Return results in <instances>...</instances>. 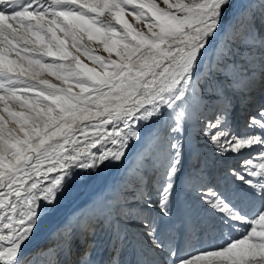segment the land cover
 I'll return each instance as SVG.
<instances>
[{
	"label": "snow or ice",
	"instance_id": "snow-or-ice-1",
	"mask_svg": "<svg viewBox=\"0 0 264 264\" xmlns=\"http://www.w3.org/2000/svg\"><path fill=\"white\" fill-rule=\"evenodd\" d=\"M262 29L264 0H0V264L68 256L77 229L107 230L114 247L135 229L139 264H264ZM256 96L234 130L237 103ZM126 160L86 223L62 217L77 187ZM178 184L222 243L182 250ZM56 221L49 239L63 241L27 252Z\"/></svg>",
	"mask_w": 264,
	"mask_h": 264
},
{
	"label": "bare ground",
	"instance_id": "bare-ground-1",
	"mask_svg": "<svg viewBox=\"0 0 264 264\" xmlns=\"http://www.w3.org/2000/svg\"><path fill=\"white\" fill-rule=\"evenodd\" d=\"M129 22L133 24L134 27L139 28L141 26L142 23H138L135 20H133L131 17H128ZM146 31V29L144 30ZM85 43L91 47L94 50V53L99 52V43L96 41H88L87 38L85 37ZM44 78H48L51 79L54 83H60L59 81L55 80L52 77H48L45 74ZM259 100V97L257 98ZM256 100V99H255ZM237 107L236 108V112L234 114V119H233V127L234 125H236L234 127V130L238 131V115H239V106L237 103ZM14 110H18V109H14ZM6 115V114H5ZM12 121V120H10ZM14 122V121H13ZM11 123V122H10ZM11 125L13 127H16L15 124L11 123ZM193 144H195V141H193ZM191 149L189 150L188 154L186 155V162L189 164V162L191 160H195L194 163L195 165L198 163L197 159H195L192 155H191ZM201 152V156L199 159V162H203L205 159H207V163H208V170L209 168H211L214 166L212 163V159H211V152L206 149V148H201L200 149ZM204 153H206L207 155H203ZM131 156V153L129 154ZM189 159H191L190 161H188ZM185 162V164H186ZM128 164V161H125V165H122L120 167H107L104 168L100 173L98 178L94 179L93 181L88 182L86 185L83 186H79L75 189L74 194L70 197L67 198L64 201V205H63V211H62V217H66L70 220L71 223H73L74 220H82V225L84 223H86L87 221V217L90 214V209L92 208L93 204L96 202V196L95 194L97 192L103 191L105 192V189L107 186H110L111 184H113L114 182L118 181L120 176L122 175V170L123 168ZM190 167V166H188ZM187 169V168H186ZM182 191L181 186H177V194L180 196V192ZM184 200L186 201H191L194 200L193 196L190 195L185 189H184ZM100 197V196H99ZM98 199V197H97ZM183 200V201H184ZM182 205V198L179 197L178 200V209L181 208ZM192 206L194 207V212L195 213L197 210L201 209V206L199 205L198 202H196L194 200ZM176 212V211H175ZM190 212L192 213V209H190ZM204 213V212H203ZM205 214V213H204ZM178 221V218H177ZM207 221H211L209 220V218L207 217ZM58 226V221L56 222H49L46 223L43 228L40 230V232L38 233L37 237L35 238V240L29 245L28 249H26L27 252H35V248H47L49 247V244H53V242L58 241V239L60 237H63L62 235H57L55 237H53V239H49V235L54 231V229ZM184 226H182L180 224V227L178 228V231L180 232L183 229ZM99 230V229H97ZM194 230V229H193ZM185 231L187 232V236H190V239L188 237H185L186 240H188V245L190 246L188 251H192L194 248L199 247L198 246H192V244L195 242L194 241V235L190 232L189 229H185ZM215 231L217 232V234L214 236ZM219 231L218 229H214L210 226H208L206 228V230L204 231V233H206V235L212 239L218 240V243H222V238L221 241H219ZM226 231V230H225ZM177 233L176 236H178V232L175 231ZM108 233V232H107ZM84 234V233H83ZM86 234L82 235L81 237L83 239H86ZM96 250L101 252V255H99L98 257L92 255L90 258L86 259L85 262L86 264H91V262L93 261V264H101V257L102 255H104L106 257V254L104 253L103 250V243L105 241L104 239V235H103V231H98L96 233ZM106 237V236H105ZM192 238V239H191ZM72 242L74 243V240H72ZM76 242V241H75ZM81 242H78V245ZM76 244H74L75 246ZM83 250H85L87 248V241L83 242ZM124 246L130 247L128 244H124ZM114 252L116 251V248L113 250ZM50 256V255H49ZM55 255L54 256H50V261L55 260ZM34 257H29V259H33ZM46 258H48V256H42V261L46 260ZM116 259L119 260L120 258L118 256H116Z\"/></svg>",
	"mask_w": 264,
	"mask_h": 264
},
{
	"label": "rangeland",
	"instance_id": "rangeland-1",
	"mask_svg": "<svg viewBox=\"0 0 264 264\" xmlns=\"http://www.w3.org/2000/svg\"><path fill=\"white\" fill-rule=\"evenodd\" d=\"M157 2L159 3V2H161V0H157ZM163 6V5H162ZM257 26L259 27L260 26V22H259V19H257ZM139 29H141V30H145V28H143V25L141 24V26L139 27ZM262 30H264V29H262ZM96 55H101V56H105V57H107L108 56V53H106V52H104V50H103V46L102 45H100L99 44V52H97V53H95ZM113 58H115V55L113 54ZM81 59L85 62V63H88L90 66H91V62H90V60H88L86 57H84V56H81ZM259 96H256V100H254L252 103H249V104H244L243 102H238V106H239V115H238V125H239V129H238V131H241V130H243V125H244V121H245V118H246V116H247V113H248V111H249V109H253L254 108V106H255V103L256 102H258V98ZM238 108V107H237ZM13 123V124H15L13 121H10V119H9V121H8V127H13L12 125H11V123ZM191 159H189L188 161H190ZM194 161L195 160H191L190 162H189V164L187 163V167L186 168H188V166H193V165H195V163H194ZM185 168V169H186ZM215 168V169H214ZM216 167L215 166H213L212 167V171H216ZM105 194V192H100V194L98 195V196H96V201H98L100 198H102L103 197V195ZM176 194H177V192H176ZM100 196V197H99ZM97 197H98V199H97ZM178 222V221H177ZM179 227H180V224H179ZM175 229L176 230H174V231H177L178 230V228L177 227H175ZM178 233H180L179 231H177ZM176 235H177V233H176ZM192 239V238H191ZM189 248H190V246L187 244V245H185L183 248H182V250H184V251H188L189 250Z\"/></svg>",
	"mask_w": 264,
	"mask_h": 264
}]
</instances>
